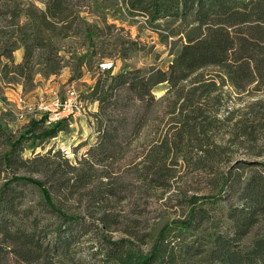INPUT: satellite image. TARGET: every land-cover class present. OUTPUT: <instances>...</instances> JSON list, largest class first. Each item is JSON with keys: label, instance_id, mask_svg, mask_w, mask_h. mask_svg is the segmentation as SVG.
Returning a JSON list of instances; mask_svg holds the SVG:
<instances>
[{"label": "trees", "instance_id": "16d2710c", "mask_svg": "<svg viewBox=\"0 0 264 264\" xmlns=\"http://www.w3.org/2000/svg\"><path fill=\"white\" fill-rule=\"evenodd\" d=\"M90 1L42 0V9L32 0H0L2 82L26 92L36 87L38 74L59 75L65 68L61 42L68 38H83L87 48L73 71L92 70L117 56L129 59L138 43L118 50L126 43L112 40L127 32L118 21L142 18L162 43L173 39L178 52L171 53L168 71L104 70L89 95L99 104L98 143L79 166L68 160L66 168L38 165L55 178L50 186L22 175L0 189V264H264V99L237 118L222 114L227 88L264 96V0H114L120 16L113 15L112 23L104 12L110 7ZM94 3L100 20L91 24L81 8ZM162 84L169 89L159 101L154 90ZM161 102L167 103L168 129L137 164L142 180L169 190L187 167L204 177L198 190L206 194H179L182 215L158 232H142L137 219L113 211L126 196L110 165L131 124L125 115L137 111L141 131ZM138 104L145 106L142 116ZM48 122V115L32 121L18 139L0 123V147L8 148L0 151V174L42 172L23 159L24 142L39 133L40 147L70 127L69 120ZM234 146L247 150V158L232 161ZM15 183L38 188V203L27 206L28 188L16 189ZM76 204L79 213L70 210Z\"/></svg>", "mask_w": 264, "mask_h": 264}, {"label": "rangeland", "instance_id": "374dc122", "mask_svg": "<svg viewBox=\"0 0 264 264\" xmlns=\"http://www.w3.org/2000/svg\"><path fill=\"white\" fill-rule=\"evenodd\" d=\"M32 1L39 8H44L42 0ZM95 2H99L102 7H110L105 9L104 12L109 17L111 23L114 20L112 18L113 15L116 17L120 16V12H116L117 10L113 11L112 7L115 8L114 0H95ZM88 3V1L85 3L81 2L80 5H88ZM90 3H93V0ZM97 7L94 3L90 4V7L81 8L82 17L91 24L98 22L100 18L95 13ZM124 16L126 17V14ZM131 20L132 22H115L118 26L124 27L127 32L123 36L117 37L115 35L112 43L115 41L118 43L117 45L122 42L126 43L125 45L121 44L118 48V50L126 51L131 49L127 43L134 41L138 43V49L131 52L132 55L129 59L117 56L103 62V64L112 63L113 67L111 69L114 75L126 70L145 71L151 67L168 71L174 59V55L171 53L178 52L179 46L174 48L173 39L170 40V44L168 45L162 43L159 34L150 30L142 18ZM84 42L83 38H68L63 40L61 46L62 55L65 57V68L59 75L49 78L38 74L36 76V87L32 91L25 92L20 84L5 85L1 80L2 63H0V123L2 128L13 133L15 138L21 137L28 130L32 121H37L48 115L47 112L39 109L41 105H51L57 96L64 98L67 90L71 87L76 89L79 99L84 105L81 115L69 119L68 123L70 127L68 133H60L55 139L44 141L40 147H36L42 142L37 139L40 135L39 133L32 136L33 140L29 138L27 139L29 140L28 142H24L26 150L22 155L23 159L29 160L31 162L30 166L34 165L36 166L35 169H40L42 172L36 174L26 172L25 170L5 169L0 174V189L6 183L16 181L22 175L45 181L50 186L51 181L55 180V178L51 173H45L47 168L44 167L51 164L54 166L60 164L66 168L64 163L66 160L72 166H79L78 163L86 157V153L98 143L99 125L95 114L99 112V104L89 99V95L101 73L108 69H104L102 67L103 64H101L99 66L96 65L92 70L85 68L81 71H73L77 58L87 51ZM23 53L24 51L20 50L15 54L17 63L22 62ZM3 63H5V60H3ZM20 89H22V92H19ZM168 89L169 85L167 84L159 85L154 90V95L160 101L166 95ZM226 91L228 94L223 104L222 114H229L227 111L234 112L236 118L243 115L247 106L253 101L264 99V96L251 97L237 93L232 88H227ZM21 98L25 100L27 107H32L33 110L30 111L23 105L21 106L19 103ZM166 105V102L159 104V110L149 118L146 127L141 131H139V128H142L140 124L142 121H140L139 116L135 118L137 111L125 115L131 119V124L124 132L122 144L118 149L119 152L114 162L110 165L114 171V178L119 176L121 182L125 185L124 195L126 196L125 201L112 206L113 211L122 212L132 219H137L141 223L142 232H146L144 230L145 227H153L156 229L155 232H158L165 223L182 215V210L177 206L183 202L182 197H178L179 194L183 195L186 192L189 196L193 194H206V192L198 190V188H202L201 180L204 177H196L192 170L187 167L179 169L180 172H178V176L175 178L176 182L172 183V188L169 190L161 189L155 185L152 187L148 186L142 180L141 171L143 170L137 164L142 159L143 153L153 142L159 139L160 143L164 131L168 129L165 126L170 118L165 116ZM141 106L142 104H138L137 108L140 107V115L142 116L145 106ZM115 115L118 116L119 114L116 113ZM119 116L123 118V115ZM31 147L34 148L32 149ZM6 149H8L7 146L1 145L0 151H5ZM49 152L51 154H48ZM247 153V150L234 146L232 161L247 158ZM42 164L44 167L38 166ZM53 165L51 166L53 167ZM14 186L19 190L28 188L25 200L27 206L35 205L40 200V190L35 186H22V188L16 183ZM70 210L71 212L79 213V205L72 206ZM113 237L120 239L124 237V234L113 233ZM80 245L83 246L84 244ZM7 264L12 263L8 262Z\"/></svg>", "mask_w": 264, "mask_h": 264}, {"label": "built area", "instance_id": "2783aa9c", "mask_svg": "<svg viewBox=\"0 0 264 264\" xmlns=\"http://www.w3.org/2000/svg\"><path fill=\"white\" fill-rule=\"evenodd\" d=\"M104 69H111L113 67L112 63L103 64ZM20 105L33 110L32 107H27L24 99H20ZM84 105L80 101L77 91L74 87H71L67 90L64 98L55 97L51 105H41L40 110H44L48 113L49 123H56L62 120H69L71 117L79 116L83 112Z\"/></svg>", "mask_w": 264, "mask_h": 264}, {"label": "crops", "instance_id": "0c3cea01", "mask_svg": "<svg viewBox=\"0 0 264 264\" xmlns=\"http://www.w3.org/2000/svg\"><path fill=\"white\" fill-rule=\"evenodd\" d=\"M21 90V91H20ZM19 92H22V89H20Z\"/></svg>", "mask_w": 264, "mask_h": 264}]
</instances>
